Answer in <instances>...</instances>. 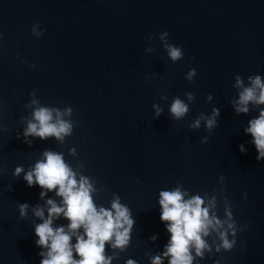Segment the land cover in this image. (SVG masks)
I'll return each mask as SVG.
<instances>
[{
    "label": "clouds",
    "instance_id": "9594fccd",
    "mask_svg": "<svg viewBox=\"0 0 264 264\" xmlns=\"http://www.w3.org/2000/svg\"><path fill=\"white\" fill-rule=\"evenodd\" d=\"M38 26V25H36ZM36 26L32 31L40 37L42 32L36 31ZM168 32L160 35L163 41ZM164 47L172 62H177L183 58L182 49L179 46L165 42ZM196 75V70L191 69L186 79L192 81ZM249 84L245 86L240 75L235 77V87L241 89L238 101L233 102L237 114L248 113V105H264V79L259 74L248 76ZM34 95V93H33ZM189 102L195 100L191 92L185 93ZM162 100H167V96H161ZM211 99V96L208 97ZM32 104H38L33 99ZM155 109L154 119L163 114L164 109L158 104H153ZM170 115L175 121L182 120L189 112V105L178 96L172 99L170 104ZM73 109L69 106L64 110L56 107L38 106L27 120V126L22 133L17 135V139L23 137V142L31 145L32 141L28 137H38L46 140L55 137L63 143L64 138L72 134L73 123L63 119L64 116H71ZM220 110L214 108L211 116L201 113L197 119L189 124L190 129L197 130L201 126V120L205 121V130L211 134L218 127L217 118ZM245 134H250L252 143L258 153L256 159H264V108L259 111V116L248 122V127L244 129ZM208 137L202 139V143H207ZM241 153L246 149L239 146ZM24 173L23 179L27 187L39 186L42 191L40 198L44 199L48 192H55L60 197L59 203L51 198L47 199L45 206L37 205L33 208V214L42 222L35 225V235L38 239L36 245L46 251H41L39 255L43 257L40 264H111L112 257L105 255V246L110 243L112 248L123 250L129 243L130 231L135 225V220L131 217L129 209L120 203L119 198H115L111 203V208L98 207L92 193L93 185L89 179L77 174L65 162L63 154L52 150H45L42 159L37 160L34 165L25 171L23 166H16L13 176L18 178ZM188 196L186 191L180 187L171 191H160L159 206L160 220L166 225L170 234L165 251L162 255L153 257L152 264H163V259H168V264H193L195 257L203 258L205 251H211L206 241L212 232L218 234L220 244L216 251L221 248L230 251L236 241L229 239L236 236V225L232 219L230 210H226V220H221L212 211L215 208V200L208 201L197 194ZM28 204L18 205L21 218L27 216ZM45 209L47 217H45ZM64 218L68 224L54 226L53 221ZM226 225V228L224 227ZM81 229H83L81 233ZM75 237V243L72 239ZM155 240L156 237H151ZM195 250V257L192 252ZM78 256L79 259L74 258ZM127 264H134L129 260ZM216 264H220L219 261Z\"/></svg>",
    "mask_w": 264,
    "mask_h": 264
}]
</instances>
